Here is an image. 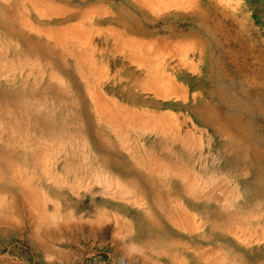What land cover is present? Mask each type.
Listing matches in <instances>:
<instances>
[{
    "label": "rangeland",
    "instance_id": "1",
    "mask_svg": "<svg viewBox=\"0 0 264 264\" xmlns=\"http://www.w3.org/2000/svg\"><path fill=\"white\" fill-rule=\"evenodd\" d=\"M59 35L67 59L46 55ZM125 68L140 90L108 91ZM234 134L264 158V0H0V144L44 149L0 176V264H121L124 241L141 250L126 264H264L263 189ZM141 163L182 183L152 189ZM216 209L236 231L195 241Z\"/></svg>",
    "mask_w": 264,
    "mask_h": 264
},
{
    "label": "bare ground",
    "instance_id": "2",
    "mask_svg": "<svg viewBox=\"0 0 264 264\" xmlns=\"http://www.w3.org/2000/svg\"><path fill=\"white\" fill-rule=\"evenodd\" d=\"M63 37L64 36H62V35H59L57 37H53L54 45L50 46L48 43V49H50L51 51H49V50L46 51L47 56L51 55V57H53L54 59H57L59 57H64L67 59L66 54H68L70 52L72 53L71 48L75 47V43L73 41H70L69 38H67V37L63 38ZM101 39H100V41H101ZM135 41H136V39H135ZM120 42L123 43L122 41H120ZM121 58H124V57H121ZM69 60H71V58ZM113 64L117 65L118 63L113 62ZM156 72H157V70H156ZM124 74L125 75L127 74L128 76L125 78V76H123V75L122 76L117 75L118 77L117 76L114 77L116 79L114 81L115 82L114 85H112V86L106 85V86H108V91L113 92V93H118L119 95H132L133 89L137 90L140 88V87H138L137 84H134L132 82V80L134 81L135 77H140L141 76L140 74H145V72L144 73H142V72L138 73V72L134 71V69L125 68ZM149 86H148V84H145L143 89L146 90ZM84 90H85V88L83 89V91ZM13 94L18 95V93H16V92ZM236 135L237 134H234V136L236 138L232 137V140H230L228 143H226L225 148H226V150H228L229 153H231L233 155V159H235L236 163L238 164L239 171H240V169L245 168L244 170H246L250 174L252 173L254 175V181H255L256 185L262 187L263 190H260V193L253 191V192L248 194V196L252 197L251 201H253L255 199L261 198L262 196L260 197V194H262L264 197V158H263L262 154L257 150V148L255 149L249 143L243 142L244 140H242L241 138H239ZM43 150H44L43 148H40V150H38L34 155L26 156V158H22L21 155L12 154V152L9 151V149L5 145L0 144V176L1 177L7 176L11 180L14 178H18V180H23V178H25V177L27 178L30 175L28 168H31V166L33 164L32 162L35 161L36 157H37V159L40 157L39 155H41ZM139 158L135 157L136 161L141 162ZM106 166H107V164H106L105 160H102V161L99 160V162L95 163L94 167L93 166L92 167H86V168L82 167V171L87 172L88 170H91V169L94 170V169L103 168ZM141 166H143L145 169L150 171V172L146 173L145 182L147 183V185L151 186L152 189L157 188L158 190H160L164 193H166L164 190L173 192V190H174L173 184L174 183L172 184L171 182L172 181L176 182V181L172 180L170 177H168L166 175L163 176L157 168H154V167L148 168V165H146V164H142ZM59 168H60L59 166H54L53 170L57 171V170H59ZM69 168H71V167H69ZM50 169L52 171L51 167H50ZM62 169L65 172H69V173L71 172V171H69L68 167L63 166ZM78 172H81V169L78 168ZM48 173H50V171ZM10 179L5 181L8 183V184H6L7 188H10V185H11ZM177 182L182 183L180 180H178ZM177 186L178 185L174 186V188L176 190L178 189ZM190 186L191 185L188 184L186 188H188L189 190H192L193 188ZM3 187H5V186H3ZM254 187H255V185H254ZM167 194H169V193H166V195ZM168 203H170V202H168ZM261 205H264V202H262ZM193 207L196 208L194 204H193ZM257 211H258V209H257ZM202 215L204 216V218L207 221H211L212 230H211V233H207V232L205 234L203 233V234H201L200 237H199V235H195V237H193V239L197 242H200V243H204L207 241L211 242V240H213V239H215L214 242H216L217 240H221V241L226 240V239L229 240V238L231 237L230 235L231 234L233 235L234 232L236 231V227H233V225L231 227H228L227 225H225L224 229H221L223 226V223H222V219L219 217L220 215H219L218 209H216L215 213H211L209 211L203 210ZM260 219H261V217H260ZM242 240H245L246 245H248L249 244L248 242H251L252 238H250V236L248 235V236H244L242 238ZM219 243L220 242L217 241L216 245H218V247L220 246ZM226 247L229 251H234L233 248H231L229 246H226ZM215 256H216V262H218L219 264L220 263L221 264H236V259L234 257H230V256L225 257L224 260L220 262V260H219L220 258L217 257L216 253H215ZM249 258L251 260H254V261H261V260H263V255L258 256V254H256L255 256H251L248 254L245 257V261H249ZM200 264H202V263H200Z\"/></svg>",
    "mask_w": 264,
    "mask_h": 264
},
{
    "label": "clouds",
    "instance_id": "3",
    "mask_svg": "<svg viewBox=\"0 0 264 264\" xmlns=\"http://www.w3.org/2000/svg\"><path fill=\"white\" fill-rule=\"evenodd\" d=\"M123 243L127 245V253L126 257L122 258L121 264H126L127 258L139 255L141 250L138 245L133 244L131 241H124Z\"/></svg>",
    "mask_w": 264,
    "mask_h": 264
}]
</instances>
